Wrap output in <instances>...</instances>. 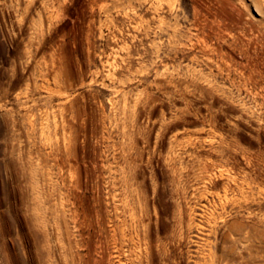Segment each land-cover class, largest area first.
Here are the masks:
<instances>
[{"label":"rangeland","instance_id":"rangeland-1","mask_svg":"<svg viewBox=\"0 0 264 264\" xmlns=\"http://www.w3.org/2000/svg\"><path fill=\"white\" fill-rule=\"evenodd\" d=\"M0 264H264V0H0Z\"/></svg>","mask_w":264,"mask_h":264}]
</instances>
